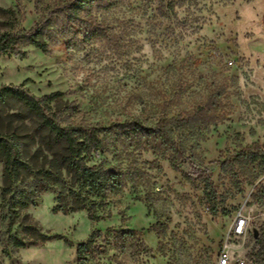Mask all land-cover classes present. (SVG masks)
I'll use <instances>...</instances> for the list:
<instances>
[{"label": "rangeland", "instance_id": "1", "mask_svg": "<svg viewBox=\"0 0 264 264\" xmlns=\"http://www.w3.org/2000/svg\"><path fill=\"white\" fill-rule=\"evenodd\" d=\"M70 1L0 0V34L48 19L57 45L17 41L0 56V88L62 92L67 123L100 141L85 163L119 167L122 187L88 194L90 219L66 211L64 171V185L37 190L47 165L32 158L34 202L13 213L1 205L0 161V264H79L91 235L82 264H216L223 250L264 264V0H94L76 18L53 12Z\"/></svg>", "mask_w": 264, "mask_h": 264}, {"label": "trees", "instance_id": "2", "mask_svg": "<svg viewBox=\"0 0 264 264\" xmlns=\"http://www.w3.org/2000/svg\"><path fill=\"white\" fill-rule=\"evenodd\" d=\"M94 0H71L57 7L53 12H61L76 18L85 6ZM171 4V3H170ZM49 40V22L44 19L34 27L19 33L0 34V56L14 50L17 41L27 42L42 52L57 48ZM62 92H51L40 97L29 94L22 87L10 85L0 88V161L3 165L1 205L13 213L34 202L33 190H26V181L32 167L41 157L42 163L34 174L37 190H46V185L65 184L62 172L70 176L69 192L71 205L66 211L87 209L89 218L95 219L93 207L87 204V195L104 197L108 192L119 191L122 187L123 173L117 166H88L85 154L99 147L100 141L94 133L80 126L67 123L66 108H61ZM54 107V109H53ZM160 127V126H159ZM134 129V128H133ZM162 130V129H161ZM36 149L29 157V145ZM27 158H31L28 160ZM76 185V190L72 188ZM85 193V194H84ZM63 193L58 194V200ZM61 204L56 206L60 209ZM64 208V207H63ZM131 231V234H138ZM92 237L77 245L79 264L85 260L92 243ZM37 238H45L39 235ZM16 247L24 245L20 238L13 237Z\"/></svg>", "mask_w": 264, "mask_h": 264}, {"label": "built area", "instance_id": "3", "mask_svg": "<svg viewBox=\"0 0 264 264\" xmlns=\"http://www.w3.org/2000/svg\"><path fill=\"white\" fill-rule=\"evenodd\" d=\"M246 221L247 219L245 217H238L234 227V231L236 233H240L243 230ZM216 264H256V263L252 259L246 257H239L233 260L229 256L228 252L223 250L218 257Z\"/></svg>", "mask_w": 264, "mask_h": 264}]
</instances>
